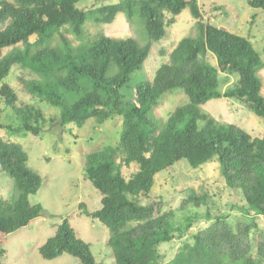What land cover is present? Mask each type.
Returning <instances> with one entry per match:
<instances>
[{
    "label": "trees",
    "instance_id": "1",
    "mask_svg": "<svg viewBox=\"0 0 264 264\" xmlns=\"http://www.w3.org/2000/svg\"><path fill=\"white\" fill-rule=\"evenodd\" d=\"M79 1L0 0V103L20 122L17 127H0L37 135L46 121L39 107L16 105L17 94L3 81L15 65L28 75L19 78L25 90L59 109L58 116L49 120L59 127L69 123L81 127L89 119L98 123L121 119L117 143L87 154L83 169L101 194V207L83 212L112 231L108 245L116 264H261L264 236L252 237L257 224L240 221L235 229L221 215L163 263L159 245L182 237L198 216L187 215L176 222L172 212L161 213V201H137L151 191L156 175L176 162L185 160L194 169L214 160L225 185L240 192L246 204L242 210L264 217V133L253 137L234 124H218L200 108L213 98H236L264 118L257 78L263 66L259 52L246 38L198 21V33L177 43L152 80L131 84L151 44L160 41L172 23L167 14L175 16L188 8L199 19L197 0H119L91 10L76 7ZM247 3L264 12V0ZM118 13L129 22L140 17L148 39L145 44L132 37L101 34L74 46L63 33L68 27L81 37L87 18L106 24ZM4 48L10 50L1 55ZM207 53L215 57V65L206 60ZM220 72L238 74L237 83L224 92L219 90ZM173 89H181L188 101L158 127L150 115L160 97ZM27 160L19 143L0 139V171L12 179L15 192L10 201L0 198V258L8 235L42 212L40 204L28 200L38 191L41 177ZM131 164L137 169L125 177L122 168ZM186 201L199 205L205 197L191 193ZM38 251L47 260L66 253L81 264H106L95 260L90 244L77 237L67 219Z\"/></svg>",
    "mask_w": 264,
    "mask_h": 264
},
{
    "label": "rangeland",
    "instance_id": "2",
    "mask_svg": "<svg viewBox=\"0 0 264 264\" xmlns=\"http://www.w3.org/2000/svg\"><path fill=\"white\" fill-rule=\"evenodd\" d=\"M118 1L81 0L76 7L91 10ZM197 2L200 10L199 19L194 18L188 8L175 16L167 14L166 20L173 18L172 23L166 26L164 37L151 44L143 68L132 75L131 84L139 80H152L157 68L168 60L177 43L184 37H194L198 33L197 23L201 21L246 38L259 52L263 66L257 71V78L264 100V12L249 6L247 0H197ZM2 26L3 24H0V28ZM63 30L74 46L93 40L101 34L114 39L132 37L141 44L148 40L140 17L136 15L129 22L123 13H118L111 23L106 24H99L87 18L81 37H75L68 27ZM34 39V35L30 37V41ZM9 50L10 48L2 49L1 55ZM206 60L215 65L216 60L211 53L206 54ZM20 77L26 79L28 75L15 65L3 80L17 94L16 105L39 107L46 121L37 135L24 131L10 133L0 127V139L19 143L27 153L28 167L41 177L38 191L29 195L28 200L30 204H40L42 212L26 226L8 235L0 264H81L78 258L66 253L47 260L42 258L38 251L46 239L54 234L63 219L69 221L77 237L90 244L97 262L116 264L108 245L112 231L99 220L83 212V210L92 212L101 207V194L85 178L83 169L87 154L117 143L121 119L114 117L103 123L89 119L81 127L69 123L61 128L56 122L49 121L50 118L58 116L59 109L32 97L20 82ZM237 80L238 74L220 72L219 90L224 92L232 88ZM187 101L188 97L181 89L168 91L160 97L150 117L159 127L172 110ZM200 108L218 124H234L253 137H261L264 133V118L256 115L243 100L213 98ZM0 124H9L12 127L20 124L11 109H4L2 103ZM136 169V164H131L127 168L123 167L122 173L129 177ZM14 193L12 179L0 171V198L10 201L15 197ZM191 193L205 197V202L194 205L186 201ZM158 200L162 203L161 213L172 212L176 222H180L187 215L198 216L182 237H174L171 241L159 245L158 250L163 263L170 261L184 245L192 243V235L211 224L216 216H224L235 229L240 221L255 222L257 227L252 231V237L264 236V217L242 210L246 204L240 192L225 185L217 161L211 160L193 169L185 160H180L158 173L151 191L147 195L138 196L137 201L146 204ZM261 264H264V259H261Z\"/></svg>",
    "mask_w": 264,
    "mask_h": 264
}]
</instances>
